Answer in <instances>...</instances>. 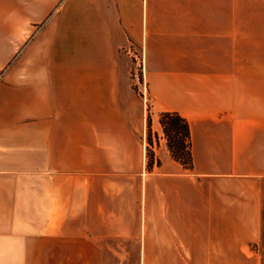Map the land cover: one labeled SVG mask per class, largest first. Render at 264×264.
<instances>
[{
	"label": "crops",
	"instance_id": "0c3cea01",
	"mask_svg": "<svg viewBox=\"0 0 264 264\" xmlns=\"http://www.w3.org/2000/svg\"><path fill=\"white\" fill-rule=\"evenodd\" d=\"M60 1L0 0V264H264V0Z\"/></svg>",
	"mask_w": 264,
	"mask_h": 264
},
{
	"label": "trees",
	"instance_id": "16d2710c",
	"mask_svg": "<svg viewBox=\"0 0 264 264\" xmlns=\"http://www.w3.org/2000/svg\"><path fill=\"white\" fill-rule=\"evenodd\" d=\"M160 124L167 137L172 157L184 167L192 169L190 129L187 121L177 112H164L160 116Z\"/></svg>",
	"mask_w": 264,
	"mask_h": 264
},
{
	"label": "rangeland",
	"instance_id": "374dc122",
	"mask_svg": "<svg viewBox=\"0 0 264 264\" xmlns=\"http://www.w3.org/2000/svg\"><path fill=\"white\" fill-rule=\"evenodd\" d=\"M62 3V0L60 1V3H58V5L56 6L55 9H58L60 4ZM54 9L53 12H55L56 10ZM50 13V15L43 20L42 22L36 24L35 26V32L38 31L40 28H42V26L48 22L50 16L52 15V13ZM9 67V65L2 70V72H4V70H6ZM25 68V67H24ZM131 83H132V90L134 91V93L141 98L142 102L144 105H146V108L148 110V118H147V140H148V167H151V165L154 162V143H153V138L155 136L157 144H158V136L155 133V135H153L152 133V121H151V117L149 115V110H150V99L149 96L147 94V89H146V83L143 79V57L142 54H140L139 51L133 52L132 56H131ZM162 139H166V145L168 147V143H167V137L164 134V132H162ZM169 149V148H168ZM159 163V162H158Z\"/></svg>",
	"mask_w": 264,
	"mask_h": 264
}]
</instances>
